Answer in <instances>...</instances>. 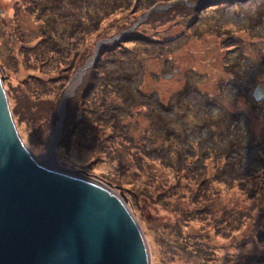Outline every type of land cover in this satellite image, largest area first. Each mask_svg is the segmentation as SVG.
Wrapping results in <instances>:
<instances>
[{"label":"rangeland","instance_id":"obj_1","mask_svg":"<svg viewBox=\"0 0 264 264\" xmlns=\"http://www.w3.org/2000/svg\"><path fill=\"white\" fill-rule=\"evenodd\" d=\"M204 1L63 0L48 25V0H0V73L40 157L71 80L94 63L67 102L57 161L125 201L152 264H264V0Z\"/></svg>","mask_w":264,"mask_h":264},{"label":"water","instance_id":"obj_2","mask_svg":"<svg viewBox=\"0 0 264 264\" xmlns=\"http://www.w3.org/2000/svg\"><path fill=\"white\" fill-rule=\"evenodd\" d=\"M4 81L0 73V264H152L125 201L101 182L44 166L25 146ZM69 96L68 87L65 109ZM254 99H264L259 85ZM59 117L47 152L59 145L66 111Z\"/></svg>","mask_w":264,"mask_h":264},{"label":"bare ground","instance_id":"obj_3","mask_svg":"<svg viewBox=\"0 0 264 264\" xmlns=\"http://www.w3.org/2000/svg\"><path fill=\"white\" fill-rule=\"evenodd\" d=\"M226 44H228V43H226ZM100 48L101 47H99V50H100ZM83 68H84V65L83 66H81V67H79L78 68V70H77V72H76V74H75V80L73 81V83L72 82H70V84H69V93H70V96L69 97H71L73 94H74V92H75V88H78L83 82V78H84V75H85V72L84 71H82L83 70ZM86 76V75H85ZM73 77V78H74ZM72 81V80H71ZM67 87V88H68ZM64 100V99H63ZM60 116H61V118H62V116L64 115V113H65V111H66V117H67V111H68V109H67V105H66V109H65V107L61 104V106H60ZM66 117H65V119H66ZM65 121V120H64ZM64 123V122H63ZM56 136V135H55ZM61 138V137H60ZM60 140V139H59ZM57 150H58V147H56V148H54L53 149V152L52 151H48L45 155H43L42 154V156H40V157H37V160L41 163V164H43L44 166H46V167H48V168H50V169H52V170H54V171H62L63 172V170H61V168H60V166H59V163H58V161H57V159H59L58 158V155H57ZM52 153H54L56 156V159H55V157L53 156L52 157ZM95 183H97V184H99L98 182H95ZM244 185H245V182L243 183ZM238 186V185H237ZM207 188L208 187H206L205 188V192L206 191H208L207 190ZM241 191L242 190H240V189H238V192H240V196H242L243 197V202H246L251 196V194L247 191V195L246 194H244V193H241ZM213 199H208V198H206L204 195L202 196V198L200 199V200H198V201H194L193 200V202H192V206H197V205H199V204H202V202H207V201H212ZM209 203H206V205H208ZM256 207H257V204H256V206H255V209H256ZM129 208V207H128ZM254 210V209H253ZM146 242H147V240H146ZM150 251V250H149Z\"/></svg>","mask_w":264,"mask_h":264},{"label":"trees","instance_id":"obj_4","mask_svg":"<svg viewBox=\"0 0 264 264\" xmlns=\"http://www.w3.org/2000/svg\"><path fill=\"white\" fill-rule=\"evenodd\" d=\"M50 1H52L53 3H55V5L53 6V4L50 2ZM62 1L63 0H48V6L47 7H45V8H43V11L44 12H47L48 10L50 11L49 12V14L51 15V14H53L54 16L52 17V18H50L49 19V21H48V25H54V24H51L52 23V21L54 22V23H57L58 21H60V18H58L57 16H59V14L58 13H56V10L55 9H57L59 6H61L62 5ZM51 4V5H50ZM55 10V11H54ZM72 23H74V25L76 26V27H78V28H81V27H79V26H77L79 23H80V21H77V24H75V19L74 20H72ZM81 25V24H80ZM56 27L57 26H55L54 28H55V30H56ZM51 38H53L54 36H50ZM43 41V40H42ZM234 48H237L236 47V45L235 46H232L229 50H231V49H234ZM228 56V54H226V57ZM236 61H237V63H238V60H237V58L235 59ZM236 63V64H237ZM2 76H3V74H2ZM4 77V76H3ZM60 77L59 76H54V78L52 77V81H50V84H52V85H55L56 84V81H58L57 79H59ZM60 80V79H59ZM34 81H36L37 82V79H34ZM37 83H41V84H44L45 86H46V84L42 81V82H37ZM36 83V84H37ZM66 83H63L62 85H65ZM61 89H63L62 88V86H61ZM79 92V90L77 91V93ZM77 95V94H76ZM39 97V96H38ZM71 104V103H70ZM69 103H67V109H69V105H70ZM67 114H69V111H67ZM71 114V113H70ZM14 115V114H13ZM226 134H228L227 132H226ZM225 134V142L228 144V145H226V147L225 146H222L221 148H224V150H230L231 151V155L233 154L234 156H237V157H239L240 158V156H239V153L235 150V147H236V144H235V142L233 141V138H231V139H229V137H230V135H226ZM222 137H224V136H222ZM230 155V154H229ZM180 156H182V155H180ZM180 158H182V157H180ZM236 161H238L237 159H236ZM233 164H237V162L236 163H233ZM232 170H234L233 168H232ZM232 172H224L223 174H222V177H221V179L220 178H218V179H220V181L223 179V178H225L224 176H226V175H229V174H231ZM240 177V176H239ZM232 178H234V177H232ZM237 178V177H236ZM225 179H227V178H225ZM231 179V178H230Z\"/></svg>","mask_w":264,"mask_h":264},{"label":"clouds","instance_id":"obj_5","mask_svg":"<svg viewBox=\"0 0 264 264\" xmlns=\"http://www.w3.org/2000/svg\"><path fill=\"white\" fill-rule=\"evenodd\" d=\"M262 88V87H261ZM263 90V89H262Z\"/></svg>","mask_w":264,"mask_h":264}]
</instances>
